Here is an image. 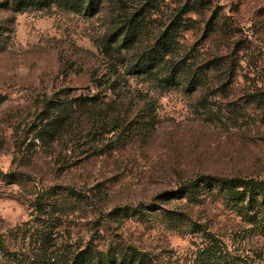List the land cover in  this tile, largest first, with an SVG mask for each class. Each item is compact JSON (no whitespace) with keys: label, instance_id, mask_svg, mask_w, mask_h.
<instances>
[{"label":"rangeland","instance_id":"obj_1","mask_svg":"<svg viewBox=\"0 0 264 264\" xmlns=\"http://www.w3.org/2000/svg\"><path fill=\"white\" fill-rule=\"evenodd\" d=\"M209 1L187 29L173 21L184 0H123L121 9L111 4L91 15L57 5L0 7V264H13L18 248L29 247L33 260L49 232L67 249L94 234L183 252L194 237L173 229L165 208L187 212L229 242L237 231L264 264V197L166 198L199 173L264 177V119L244 98L251 82H264V0ZM143 3L137 35L114 42L124 8ZM214 13L238 41L229 47L234 69L210 67L192 85L155 54L173 33L165 60L205 62L230 43L210 31ZM98 79L108 81L95 86ZM114 79L116 92L108 89ZM86 94L121 101L113 113L121 126L103 139L107 151L84 158L86 146H96L87 142L90 123L49 145L33 137L47 97ZM201 186L218 190L214 182Z\"/></svg>","mask_w":264,"mask_h":264},{"label":"trees","instance_id":"obj_2","mask_svg":"<svg viewBox=\"0 0 264 264\" xmlns=\"http://www.w3.org/2000/svg\"><path fill=\"white\" fill-rule=\"evenodd\" d=\"M51 5L91 15L106 5H111V11L121 9L124 2L123 0H0V7L8 8L12 12L42 9ZM210 7L209 0H184L173 21L177 22L178 29L190 28L197 21L193 16H203L204 11ZM124 10L123 22L114 32V42L120 36H122L121 40L131 42L138 33V18L142 19V16L146 14L144 3L131 9L125 7ZM184 13L187 15L183 16ZM216 15L215 13L211 15L213 23L210 31H217V34L226 37L230 43L221 44V49L212 56L209 54L205 62L192 67L185 63V56L176 63L171 59L165 60L166 56H170V41L173 33L168 40L169 44L168 42L164 44L162 51L155 54V59L159 58L160 61L164 60L165 63H169L168 67L173 73L179 71L187 73L186 77H188L189 84L192 85L199 83L201 78H206V71L210 67L217 68L229 75L234 69L232 62L229 61L233 50H229V47L230 44L235 46L238 41H235L231 35L230 25L220 22V17L218 18ZM102 81L98 79L95 86L108 80ZM223 83L224 80L220 84ZM115 85L114 79L108 89L116 92ZM244 98L246 102L259 110L264 119V82L261 84L251 82ZM117 101L115 98H106L98 94L70 98H51L49 96L44 100L43 110L39 112L37 124L32 128L33 137L41 144L49 145L71 134L74 130L77 131V128L83 126V122L90 123L91 127L94 126V130L88 131L87 142H93L96 146L87 145L88 152L85 153L84 158L95 153H103L109 149L103 142L106 134L118 130L121 126L118 116L113 114L117 113L116 105L121 103V101ZM64 160L69 161L68 158H64ZM203 182H214L218 185V190L214 191L211 188L213 186H209L208 188L203 187L206 190L202 188L199 192ZM219 194L226 202L243 201L249 196L255 201L260 195L264 197V177L199 173L183 180L175 189L166 190L167 199L182 197L190 202H201L205 197H215ZM163 213L173 229L183 234L189 233L191 237H194L190 242L191 246L185 251L180 252L171 247H164L160 252H153L130 242L109 238V236L100 241V237L94 236V234H90L82 244H69L70 248L67 249L52 237V232H49L42 236V242L37 247V250L40 251L38 255L35 253L36 258L29 260V247L24 249L25 251L22 250L23 248H18L19 254L13 259V264H257L261 258L260 253L252 251L249 243L244 242L243 236L237 231L232 235L230 233L229 242L204 223L192 219L183 210L165 208ZM93 222L95 223V220Z\"/></svg>","mask_w":264,"mask_h":264}]
</instances>
